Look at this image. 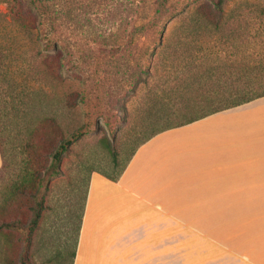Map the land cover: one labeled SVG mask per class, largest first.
<instances>
[{
    "label": "rangeland",
    "instance_id": "374dc122",
    "mask_svg": "<svg viewBox=\"0 0 264 264\" xmlns=\"http://www.w3.org/2000/svg\"><path fill=\"white\" fill-rule=\"evenodd\" d=\"M196 1L200 0H44L40 6L33 5L39 20L37 30L19 31L12 24L7 33H0V65H4L0 68L1 105L11 103V83L20 85L24 78H29L30 85L41 86L43 98L44 92L60 98L78 91L76 107L64 105L63 110L57 103L54 107L63 114L61 118L69 123L70 129L87 125L86 134L63 155L61 172L50 179L45 209L34 236L32 264L72 263L79 203L83 202L78 201L75 188L79 184L81 196L85 194L88 176L92 175L91 165L114 174L128 162L142 141L132 127L139 125L153 104L151 91L170 81L167 78L174 69L169 62L174 58L171 53L177 46H186L182 41H191L186 50L213 58L251 62L264 54V13L257 12L254 6L263 0H249V4L246 0H232L225 9L230 21L222 32L196 21L193 14ZM0 11L7 12L5 4L0 5ZM161 41L170 43L168 52H162ZM147 47L150 50L144 53ZM153 49L157 51L151 53ZM56 50L61 52L65 80L55 84L35 82L32 76H39L44 70L45 54ZM18 92L19 88L14 91L15 102ZM263 110L261 104L249 110L218 114L214 119L222 123L237 121L231 122L233 129L223 128L224 134L231 129L234 134L246 133L242 120ZM175 133L157 141L166 137L174 141L184 138ZM240 133L233 135L232 144L239 152H247L248 143L238 137ZM104 137L119 153L117 165L111 162V154L102 143ZM48 158L51 163L53 157ZM180 168L185 173V166ZM176 180L173 178L171 184L179 185ZM104 193L98 197L99 186H95L75 264H142L172 250H175L173 259L160 255L159 263L264 264L262 204L224 207L223 210H229L223 213L216 210L212 214L233 213L237 219L207 223L199 222L197 204L178 196V189L175 198L160 201L163 209L155 208V197H142L123 189L120 210L114 207L117 205L109 190L105 188ZM74 207L77 211L72 217ZM22 210H16L13 218L29 223L31 210H25L26 213ZM144 227L148 230L147 237H137L136 229ZM26 232L14 231V235L25 238ZM172 238L174 243H167ZM138 249L144 253L139 255Z\"/></svg>",
    "mask_w": 264,
    "mask_h": 264
},
{
    "label": "trees",
    "instance_id": "16d2710c",
    "mask_svg": "<svg viewBox=\"0 0 264 264\" xmlns=\"http://www.w3.org/2000/svg\"><path fill=\"white\" fill-rule=\"evenodd\" d=\"M231 1H196L193 7L194 17L198 23L222 32L230 21L225 9ZM245 2L249 4V0ZM2 4L6 5L7 12L0 11V33H7V28L12 24L17 25L19 31L34 32L38 29V14L33 5L40 6L44 4V0H0V5ZM254 6L257 12L264 13V2ZM182 42L186 43L185 47L177 46L173 53L169 51L174 57L169 60L174 68L167 78H171L170 81L163 87L153 89L155 92L151 91L153 104L146 110V116L139 125L132 127L142 141L128 162L114 174L91 165L92 173L101 172L116 180L124 172L138 147L153 136L264 97V54L255 57L251 62L219 56L213 58L206 53L200 55L198 51L186 50L191 41ZM159 46L162 52L171 48L168 41L159 42ZM148 48L143 49L144 53L150 50ZM155 51L157 50L153 49L151 53ZM60 57V50L45 54L44 70L40 71L39 76H32L33 80L53 84L63 82L65 79L61 72ZM2 67L4 65H0ZM152 70L151 66L150 71ZM28 79L24 78L20 85L18 82L16 85L15 82L11 83V103L1 105L0 98V151L3 158L0 170V264H32L34 236L45 209L44 202L50 179L61 172L59 165L63 155L87 130L85 124L70 129L69 123L61 118L63 114L54 107L57 103L61 104L63 110L64 105L73 109L78 105V91L73 90L60 98L51 97L44 92L43 98L39 91L41 86L30 85ZM18 88V102H15L17 97L14 91ZM124 110L127 113V109ZM102 140L111 154V162L117 165L119 153L110 145L107 137ZM48 155L53 157L51 163ZM89 175L85 194L81 196L82 189L79 184L75 188L78 201L83 199V202L79 203L80 219L78 234L71 251V264L77 254L89 192L91 174ZM27 209L32 214L29 223L13 218L16 210L26 213ZM76 211L74 207L72 217ZM14 231H27V234L25 238L16 237Z\"/></svg>",
    "mask_w": 264,
    "mask_h": 264
},
{
    "label": "crops",
    "instance_id": "0c3cea01",
    "mask_svg": "<svg viewBox=\"0 0 264 264\" xmlns=\"http://www.w3.org/2000/svg\"><path fill=\"white\" fill-rule=\"evenodd\" d=\"M261 104L264 105V97L153 136L138 147L126 169L116 180L103 173L93 172L78 241L86 225L95 186H99L98 197L105 194V188L108 189L114 197V204L117 205L114 207L120 210L123 189L142 197H155L156 209H163L160 201L168 202L169 199L175 198L174 196H177L175 189H178V196H185L191 203L197 204L199 222L207 223L237 219L233 213L227 216L212 214L216 210H220L221 213L229 210H223L224 207L264 205V110L263 113L242 120V123L246 124V133L234 134L232 124L237 121H231V124L228 121L222 123L214 119L218 114L249 110ZM231 126V131L224 134L223 128ZM174 132L177 136L184 135V138L174 141L172 140L174 138L166 137L157 141ZM238 133H240L238 137L248 143L247 152H239L232 144L233 135ZM2 165L0 151V170ZM180 165L185 166V173ZM173 178L177 179L179 185L171 184ZM207 211L211 213L207 214ZM146 229L145 227L136 229L137 237H147ZM206 232L207 229L204 232L205 236ZM167 243L173 244V238ZM139 250L136 252L139 255L144 253ZM174 253L175 250L157 254L155 258H150L148 262L142 264H165L163 261L159 263L160 255L166 259L171 257L172 260ZM169 262L166 264H173V261Z\"/></svg>",
    "mask_w": 264,
    "mask_h": 264
}]
</instances>
